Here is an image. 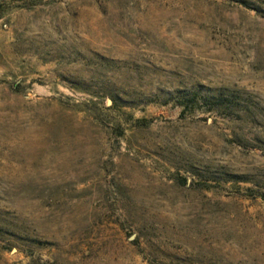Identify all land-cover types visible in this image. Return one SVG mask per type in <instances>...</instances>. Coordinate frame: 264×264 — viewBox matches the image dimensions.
I'll list each match as a JSON object with an SVG mask.
<instances>
[{
  "label": "rangeland",
  "instance_id": "rangeland-1",
  "mask_svg": "<svg viewBox=\"0 0 264 264\" xmlns=\"http://www.w3.org/2000/svg\"><path fill=\"white\" fill-rule=\"evenodd\" d=\"M260 194L264 0H0V264H264Z\"/></svg>",
  "mask_w": 264,
  "mask_h": 264
},
{
  "label": "trees",
  "instance_id": "trees-1",
  "mask_svg": "<svg viewBox=\"0 0 264 264\" xmlns=\"http://www.w3.org/2000/svg\"><path fill=\"white\" fill-rule=\"evenodd\" d=\"M240 3H242L243 5H246L245 1H241ZM17 86H13V89L16 90ZM224 101V95L222 93H214V94H210V95H201L199 92H194L192 95H190L188 98H186V102L185 103H181V107L182 110L181 112H184V110H188L189 107L191 110H193L195 107L199 106V105H207L208 108H211L214 105H221ZM136 123L138 126H146L148 121L144 120V119H139L136 120ZM119 134H122V132L120 130H118ZM177 181H179L181 184L183 185H189L193 188H198V189H210L212 188V184L208 183V182H199V181H189L187 182L185 179L181 178L178 179L176 178ZM261 198H264V194H260L259 195Z\"/></svg>",
  "mask_w": 264,
  "mask_h": 264
},
{
  "label": "water",
  "instance_id": "water-1",
  "mask_svg": "<svg viewBox=\"0 0 264 264\" xmlns=\"http://www.w3.org/2000/svg\"><path fill=\"white\" fill-rule=\"evenodd\" d=\"M110 103V101L109 100H107V105ZM133 238V235H131L130 237H129V239H132Z\"/></svg>",
  "mask_w": 264,
  "mask_h": 264
}]
</instances>
